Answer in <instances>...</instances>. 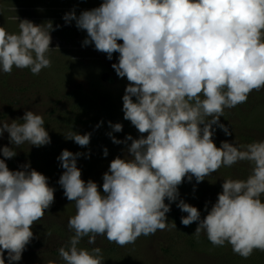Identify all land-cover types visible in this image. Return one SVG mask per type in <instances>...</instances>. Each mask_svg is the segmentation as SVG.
I'll use <instances>...</instances> for the list:
<instances>
[{"label": "clouds", "instance_id": "1", "mask_svg": "<svg viewBox=\"0 0 264 264\" xmlns=\"http://www.w3.org/2000/svg\"><path fill=\"white\" fill-rule=\"evenodd\" d=\"M63 19L86 31L84 46L94 44L109 60L119 53L112 67L129 82L122 98L124 119L141 134L121 141L108 133L117 145L131 141L130 158L118 156L110 163L103 194L96 182L81 178L77 159L83 153L65 149L57 158L65 170L58 183L76 209L68 221L74 235L58 250L64 264H104L101 248L78 247L84 237L94 244L98 235L105 236L123 247L166 230L171 207L165 200L179 199L185 178L200 183L240 161L252 165L248 178L223 180L222 193L210 210L205 205L203 219L196 207L179 200L177 207L187 213L181 223L199 222L193 236L206 233L213 246L230 244L242 258L264 252V141H225L217 147L213 140L214 125L232 135L220 123L225 109L264 89V0H103ZM53 30L52 22L36 25L27 19L19 20L18 33L0 27V71L11 74L15 66L38 75L51 67ZM109 126L123 130L120 123ZM5 132L13 145L0 150L5 159L14 158L15 148L25 143H51L43 117L33 111L22 120L0 121V138ZM65 138L87 147L91 133L71 130ZM5 159H0V264L5 252L9 264H17L34 239L32 227L54 203L55 189L30 163L11 171Z\"/></svg>", "mask_w": 264, "mask_h": 264}, {"label": "rangeland", "instance_id": "2", "mask_svg": "<svg viewBox=\"0 0 264 264\" xmlns=\"http://www.w3.org/2000/svg\"><path fill=\"white\" fill-rule=\"evenodd\" d=\"M102 2L103 0H0V27H5L9 33H18L19 20L24 19L36 25L52 22L54 29L51 32L50 45L54 51L49 53L51 67L43 69L38 75H33L29 69H18L15 66V75L12 73L7 75L0 71V82H4L13 93L0 89V95L3 96L0 98V107L6 113L9 111V114L0 121L11 123V120L17 119L21 114L33 111L41 115L45 122L48 121L50 127H54V135L63 136L71 130L80 135L91 133L89 146L101 149L111 147L114 149L113 160L118 156L124 159L130 158L127 147H130L131 141H128L127 145L123 143L117 145L108 136L111 132L116 139L123 141L128 135L132 137L136 135L134 132L126 134L114 132L109 126V122L113 125L120 123L123 129L130 127L127 123L132 126L130 121L124 119L122 110V98L129 82L127 78L118 77L112 67L114 63L119 62V53H114L112 60H109L105 53L95 50L94 44L84 46L86 31L79 30L75 21L66 24L63 19L65 14L73 10L79 16L85 10L99 7ZM247 106V114L252 110L247 116V124L258 134L256 138L262 139L264 99L252 97ZM98 124L101 125L99 128H97ZM144 135L146 137L147 134ZM6 137L8 140L7 132L0 138V142H4ZM0 153L2 154L1 151ZM93 153L100 156L102 152L95 150ZM68 221V215L61 214L60 218L58 216L54 222L62 227V231L52 233V238L42 242L44 250L55 252L56 264H64L58 250L68 245L70 234L73 233L68 229ZM40 235H46V232L42 231ZM143 240L144 247H147L149 252L147 255H156L158 249L154 246H157L162 238L158 235H149L147 240ZM178 245L181 250L183 248L184 259L189 264H238L236 262L238 254L236 257L233 256L234 252L230 244L223 247L213 246L203 232L199 238L188 232L180 238ZM78 247L88 250L101 248L104 264L109 262L117 264L121 257L134 255L100 235L96 237L94 244H89L88 237H84ZM32 251L26 247L23 255ZM254 252L256 257L252 254V259L248 258L244 264H264V260L260 261L264 257V252L259 250ZM4 259L5 264H9L7 252L4 253ZM186 262L185 264H188ZM30 263L31 260L26 255L17 262V264Z\"/></svg>", "mask_w": 264, "mask_h": 264}, {"label": "trees", "instance_id": "3", "mask_svg": "<svg viewBox=\"0 0 264 264\" xmlns=\"http://www.w3.org/2000/svg\"><path fill=\"white\" fill-rule=\"evenodd\" d=\"M14 70L15 68L13 66V75H15ZM0 89L7 90V92L10 91V88L5 85L4 82H0ZM10 93L12 92L10 91ZM1 97L3 96L0 95V98ZM252 97H263L264 99V89L257 92L254 90L249 95L246 103L240 104L232 109H225L224 116L220 118V123L229 128V131L232 133L231 136L225 135V133L217 126H213L216 129L213 140L217 147H220L221 142L225 141L232 143L233 145H235V141L237 144L245 145L256 141H264V132L262 139L256 138L258 134L255 133L253 129L247 124V116L252 111L250 110L247 114V104L249 103V100L252 99ZM7 104L12 106V104L9 102H7ZM8 112L9 111L6 113L0 107V119L5 118L7 114H9ZM23 116L24 114H21L17 119L22 120ZM21 122L22 121H18V123ZM127 126L130 127H126L121 131V133L126 134L134 132L136 135H133V137L135 139H139L140 133L138 130L133 125L131 126L130 123H127ZM45 129L51 138L50 144L42 147H35L31 146L29 143H25L15 148L17 155L12 159H5L0 153V159H5V163L11 171L22 170L20 167L21 165L30 163L31 168L45 175L48 178L49 186L55 189L54 203L48 210H46L45 216L32 227L34 239L26 247L32 249L33 251L31 253L25 254L31 260L30 264H48L50 260H54L55 252L51 253L48 250H44V247H42V242H47L53 236L40 234L42 231L43 233L50 232L51 234L62 231V227L54 222L55 219L58 216L60 218L61 214L64 216L68 215L70 218L76 213L75 205L64 196V190L58 183L61 175L65 171L61 167L60 161L57 159L61 155L62 151L67 149L74 154H84L77 159V167L82 172L81 178L85 182L89 180L96 182L99 186L101 194H103V175L108 172L110 163L113 161L114 154V149L111 147L107 148V157L104 156V149H101L100 147L97 148L95 146L89 145L87 147H81L76 143L71 142V140H67L65 138L67 133L63 136H61V134L54 135L53 131L55 129L54 127H50L48 121L45 122ZM5 146L10 148L13 147L9 141V137L8 140L6 137L4 142H0V150H2V148ZM95 150L102 152L100 156H97V154L93 153ZM251 170L252 165L249 162L240 161L231 167H221L216 173L207 176L206 179L200 183H197L195 178H193L191 182L185 178L184 182L179 186L178 189L180 194L179 199L175 203H171L167 199L165 200V203H170L171 207L170 212L167 213L169 227L163 231L158 230L155 234H153L162 238V241L159 242L157 246H154L158 249V253L156 255L152 254V256L147 255L149 252L147 251V247H144L143 239L147 240L149 235H142L135 243L121 247L122 249L134 255L129 257V254L128 256L121 257L117 264H185L186 260L184 259L183 248L181 250V247H179L178 244L180 242V238L188 232H191L192 236L194 235L199 222H194L190 226H184L181 223V217L186 216L187 213L182 212L177 207L179 200H184V202L196 207L200 211L201 218L203 219L207 215V212L205 211V205L207 204L208 209L210 210L211 207L216 203L218 195L222 193L223 180H246L251 174ZM261 199L262 202H264V195H262ZM173 223H175L176 227H172ZM70 235L72 236L74 233ZM37 248H39V250H37ZM173 252L177 253L173 255ZM25 255H22V258ZM233 256L236 257V254L234 253ZM253 256L256 257L255 252H253ZM249 258H251V256ZM262 260H264V257H262L260 261ZM247 261L248 258L245 259L239 255L238 261L236 260L238 264H244ZM186 263L189 264L188 261ZM107 264L114 263L109 262Z\"/></svg>", "mask_w": 264, "mask_h": 264}]
</instances>
